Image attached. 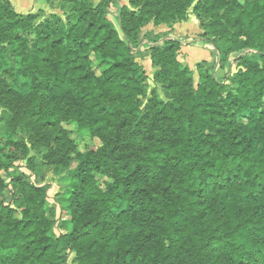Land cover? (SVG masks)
Here are the masks:
<instances>
[{
    "label": "trees",
    "instance_id": "1",
    "mask_svg": "<svg viewBox=\"0 0 264 264\" xmlns=\"http://www.w3.org/2000/svg\"><path fill=\"white\" fill-rule=\"evenodd\" d=\"M68 1L73 21L55 14L35 24L37 13L0 0V74L10 78L0 75L3 103L50 143L56 162L77 148L64 123L102 142L79 154L69 191L72 231L56 238L46 209L51 185L6 167L0 249L13 252L11 264H64L65 250L77 264H264V0L194 6L217 48L224 41L229 51L259 53L260 62L244 57L233 87L203 72L206 60L197 64L196 87L178 59L179 39L149 48L167 100L156 86L148 90L133 48L151 18L187 20L195 0H132L144 4L139 13L118 9L123 36L109 18L115 0ZM91 53L110 63L101 75ZM12 144L33 173L26 144ZM97 175L108 178L104 188Z\"/></svg>",
    "mask_w": 264,
    "mask_h": 264
},
{
    "label": "rangeland",
    "instance_id": "2",
    "mask_svg": "<svg viewBox=\"0 0 264 264\" xmlns=\"http://www.w3.org/2000/svg\"><path fill=\"white\" fill-rule=\"evenodd\" d=\"M110 5L109 18L114 22L120 30L121 23L119 18V8L123 6L129 7L130 10L139 13L143 8L144 1L141 4L133 3L132 0H115ZM14 8L21 13L27 14L35 12L38 18L35 24H40L52 19L56 14L65 22H71L76 18L75 12L68 0H12ZM96 3L95 0H93ZM198 2L195 0L193 5L188 9L187 20L175 23L155 24L154 18L139 28V40L136 47L133 48L137 52V61L145 68L148 76L147 86L151 90L154 86L159 90L163 99H168L164 88L156 83L153 79L156 67L151 63L149 48L153 45H161L166 39H179L182 48L179 51L178 59L191 69L192 76L197 87L201 81L200 71L197 64L206 60L208 64L204 66L203 72L210 69L212 75L218 82L234 86V77L242 68L244 57L260 62L259 53L252 49H244L243 51H229L231 45L224 41H220V48H217L213 42V37L203 35L204 29L200 25L194 6ZM248 54V55H245ZM93 61V70L97 75H101L108 67V62H103L100 57L91 53ZM4 62L7 65L13 64V57L6 56ZM2 78L10 82V78L1 73ZM1 89V86H0ZM1 94V90H0ZM146 100L143 102V110H146ZM19 114L15 117L13 108L6 106L0 98V176L7 178L6 167L9 166L13 173L21 174L26 172L31 179L38 184H50L48 191V200L46 204L47 213L53 220V225L49 231L54 238L72 231V213L69 207V191L71 188L72 177L79 164V154L88 150L97 149L102 145L99 138L91 136L84 129L79 128L75 123H64L63 127L68 130L70 137L76 143V152L69 157L64 158L61 162H56L55 155H52V146L50 143L43 141L36 132L29 130V126L22 123ZM17 140L24 142L28 147L29 157L34 158L33 173L26 167L27 158L24 159V152L13 146L12 141ZM99 185L104 188L105 182L108 181L106 176H96ZM0 201V208L3 206ZM14 207L16 206L13 205ZM17 208V206H16ZM16 217H21V209H17ZM67 260L64 264H77L75 260L76 253L74 251H64ZM13 252L10 250L0 249V264H11ZM183 264H192V259H188Z\"/></svg>",
    "mask_w": 264,
    "mask_h": 264
},
{
    "label": "crops",
    "instance_id": "3",
    "mask_svg": "<svg viewBox=\"0 0 264 264\" xmlns=\"http://www.w3.org/2000/svg\"><path fill=\"white\" fill-rule=\"evenodd\" d=\"M11 1H12V0H11ZM95 1H96V3H97V2H99L100 0H95ZM12 3H13V2H12ZM148 52H149V51H148ZM149 53H150V52H149ZM149 57H150V56H149ZM151 63H152V62H151Z\"/></svg>",
    "mask_w": 264,
    "mask_h": 264
}]
</instances>
